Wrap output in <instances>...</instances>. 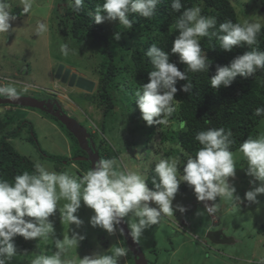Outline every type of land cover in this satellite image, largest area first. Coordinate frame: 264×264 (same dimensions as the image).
Returning a JSON list of instances; mask_svg holds the SVG:
<instances>
[{
	"label": "rangeland",
	"instance_id": "obj_1",
	"mask_svg": "<svg viewBox=\"0 0 264 264\" xmlns=\"http://www.w3.org/2000/svg\"><path fill=\"white\" fill-rule=\"evenodd\" d=\"M236 13L237 21L244 20L264 24V8L258 0H228ZM10 5L9 12L19 9L15 19L10 21L11 28L7 33H0V84L11 83L17 87L20 96H28L38 100L49 99L58 102L63 115H67L73 121L82 126L89 139L94 140V150L102 151L100 159H115L120 170L135 171L146 178L148 173L155 168L161 159L173 158L178 165L187 161L184 153H176L166 157L164 153L171 149L170 143L160 145L161 136L157 134L160 128L164 131L175 130L178 122H170L167 126L161 125L156 129V134L147 142L146 130L148 125L141 118V113L129 91L123 90V85L114 96V108L108 117H103L102 106L95 97L99 85L100 56L98 48L88 40L85 43H77L64 35L66 27H58L57 20L53 16L54 0H34L32 9L25 13L20 0H6ZM38 23L46 26L43 33H38ZM106 31L111 34L118 29H123L118 40L134 44L124 31L125 27L118 23L105 19L102 23ZM125 32V33H124ZM67 44L69 54L64 56L60 52V45ZM69 71V76L75 74L82 81L94 83L91 91L70 88L67 83L62 84L55 78L56 74ZM120 90V91H119ZM127 92V93H126ZM132 92V91H131ZM95 93V94H92ZM134 103V104H133ZM21 131L17 139L11 140L12 146L21 155L46 165L49 170L56 172H68L70 175L82 177L91 169V164L83 169L79 164L73 167L77 154L75 138L67 134L66 127L52 119L47 113L39 110L0 105V136L3 131L15 128L21 123ZM66 130V131H65ZM264 132V118L257 127L256 136ZM34 134V142L29 138ZM103 141L102 149H99ZM40 150L50 156L43 157ZM98 144V145H97ZM78 145V144H77ZM97 146V147H96ZM234 153L236 164L235 176L229 178V183L236 188L234 195L241 198V202L235 204L228 198H217L215 203L217 211L213 213L216 224L211 222L210 215L206 212L204 202L196 199L193 189L186 183L183 191L178 189L173 201L174 215L163 216L158 225L147 228L139 243L147 263L149 264H264V234L257 229L264 221V194L257 197V202H249L245 193L259 185V181L246 175L247 162L238 151ZM56 159H66L62 165ZM66 164V165H65ZM83 164V163H82ZM79 165V166H78ZM178 168V167H177ZM182 176L178 174L179 177ZM251 181V183H250ZM67 201L58 202L57 211L49 220L53 224L54 233L47 238L26 240L34 242L39 254L52 255L58 251L55 247V239L62 240L65 236L79 233L86 238L79 243L77 248H66L62 252V258L79 264V258L91 256L94 253L101 254L111 247L119 246L128 249L125 238L118 242L119 231L110 235L105 230L93 228L89 221L93 215L91 209L81 203V208L76 215L83 221L77 227L63 222L60 209ZM183 206L186 211L181 213L176 210V205ZM155 207V205H152ZM198 213H200L198 215ZM128 217L124 218L128 228ZM220 231L227 241H209L205 237L206 229ZM129 229V228H128ZM130 231V229H129ZM205 237V238H204ZM120 239V238H119ZM156 249L151 255L150 250ZM129 252H131L129 250ZM120 258L119 264H134L133 255L129 253ZM38 253L26 252L22 257L14 259L16 264H31Z\"/></svg>",
	"mask_w": 264,
	"mask_h": 264
},
{
	"label": "clouds",
	"instance_id": "obj_2",
	"mask_svg": "<svg viewBox=\"0 0 264 264\" xmlns=\"http://www.w3.org/2000/svg\"><path fill=\"white\" fill-rule=\"evenodd\" d=\"M20 2L27 13L32 9L34 0ZM160 2L161 0H104L102 5L95 8L94 22L101 24L105 19L118 20L120 25L131 29L130 14L152 18ZM69 3L74 11H79L84 6V0H69ZM9 7L6 0H0V33L9 32L10 21L15 19L10 14ZM181 8V0H171L173 11L180 12ZM216 25V18L203 16L199 6L185 9L176 19L174 27L178 35L173 40L170 53L178 55L179 62L186 65L188 71L208 72L211 63L201 48V38L215 37L221 50L232 52L235 47L256 45L257 37L264 28V24L247 19L243 23L225 21L219 25L218 30H215ZM45 30L46 26L38 23V33ZM114 38L119 40L120 33L117 32ZM60 52L67 56L68 45L61 44ZM145 55L154 70L148 73V82L141 85L135 93V103L141 118L148 126L176 123L171 121L180 103L175 99L178 92L176 84L178 81H187L179 91L189 94L193 86L188 82L186 72L180 71L175 63L170 62L168 52L154 44ZM260 69H264V52L253 48L236 56L228 65L217 66L215 75L209 79L211 88L218 90L230 87L237 77L248 78ZM0 97L16 101L19 97L17 87L11 83L0 84ZM255 115H264V107L256 108ZM186 123L179 121V128L184 129ZM231 137V130L223 127L198 132L194 139L200 147L194 157L187 159L183 175L178 179L175 159H161L154 168L153 189L148 187L145 178L138 172L120 170L115 159L98 160L82 177L49 170L46 165L37 161L32 172L24 171L15 176L13 181L0 178V264H11L17 255L14 242L16 237L37 240L54 233L49 217L57 211L61 200L67 201L59 211L62 221L77 227L83 224L76 215L82 202L93 212L90 225L93 228L99 227L110 235L119 231L123 236L124 229H118L117 226L128 217V235L134 243H139L147 228L160 224L163 216L174 215L173 201L181 181L193 189L200 202L228 198L235 204L240 203L241 198L234 195L236 188L229 183V178L235 176L237 169L234 153L230 151L233 143ZM239 152L247 162L246 175L259 181V185L247 191L244 197L255 203L257 197L264 194V132L249 136L240 144ZM73 167L76 165L73 164ZM205 208L210 214L217 211L215 203H205ZM176 210L181 213L186 211L179 204L176 205ZM85 238L74 233L62 240L55 239L58 251L52 255H36L31 264H72L62 258V252L66 248H77ZM128 251L124 247H111L110 253L109 250L104 252L108 254L98 252L79 258V264H119L120 258L126 257Z\"/></svg>",
	"mask_w": 264,
	"mask_h": 264
},
{
	"label": "trees",
	"instance_id": "obj_3",
	"mask_svg": "<svg viewBox=\"0 0 264 264\" xmlns=\"http://www.w3.org/2000/svg\"><path fill=\"white\" fill-rule=\"evenodd\" d=\"M258 1L264 8V0ZM103 2L104 0H84V6L79 11H74L69 0H54L52 12L55 20H57L58 27H66V30L63 31L64 35L69 36L70 39L77 43H85L90 40L93 46L98 48V55L100 56L98 69L99 85L97 93L92 94H95L102 106L103 117H108L112 113L114 108L112 91L121 88L120 86L123 85V90L129 91L132 95V100H136L135 93L140 89L141 85L148 82V73L154 70L145 53L155 44L158 48L170 54V62L175 63L180 71L186 72L188 82L193 86L191 94H189L179 91L187 81H178L176 84L178 92L175 99L180 103L177 105V112L171 119L178 122V128L169 131H164L160 128V131L157 132L161 136L159 139L160 145L166 143L171 145V149L167 150L164 156H174L180 152L184 153L187 159L194 157L200 147L199 143L194 139L195 135L210 128L218 129L223 127L226 130H231L233 143L230 146V151L232 152L238 151L240 144L256 133L258 125L264 118V115H255L256 108L264 107V69L257 70L248 78L237 77L230 87H221L218 90L211 88L209 79L215 75L217 66L228 65L236 56L242 55L246 51H251L255 48L264 52V28H262L257 37L256 45L235 47L232 52L221 50L219 41L215 37L211 39L208 37L201 38V48L205 52L211 66L208 72L193 73L187 70L186 65L179 62L178 55L170 53L173 40L178 35L174 27L176 19L185 9L199 6L203 16L216 18L217 25L215 30H218L219 25L225 21L230 20L233 23H239L234 8L228 0H181L182 8L180 12H175L171 9V0H161L152 18H143L138 14H130L129 19L132 20V28H125L124 31L135 39L134 44L125 41L120 43L114 38L117 32L121 36L123 29H118L109 34L102 23L96 24L94 22L95 8L98 5H102ZM19 12V9L13 10L11 15L14 17ZM110 21L119 24L118 20ZM52 119L56 121L54 117ZM181 120L187 122L184 129L179 128V121ZM21 125L22 122L17 124L15 128L3 131L0 136V178L8 181H13L15 176L22 174L24 171L32 172L34 170L35 163L15 150L10 142L19 137ZM157 128L158 126H148L146 143L154 137ZM67 134L72 137L70 133L67 132ZM29 140L32 142L36 141L34 134L31 135ZM92 144L93 146L95 145L94 140ZM99 144V149H102L104 142L101 141ZM36 145L43 157H50L40 150L38 144ZM75 148L76 152H79L76 157L84 155L79 149L77 142L75 143ZM101 155L102 151H99V156ZM65 160L56 159L55 161L62 165V161ZM77 162L80 163L71 161L69 164H79L82 169L87 165L89 166L85 161ZM182 165L177 166L178 174L181 175H183ZM154 176L155 172L152 169L145 178L150 189H153L152 179ZM184 188H186V184L181 183L179 190L183 191ZM257 231L264 234V221ZM121 237L119 234L117 238L120 244L122 241ZM14 242L17 255L12 259L11 264H16L17 262L15 261L18 257H22L29 251L39 255V249L35 248L34 242L29 244L23 237L19 236L15 238ZM156 252V249H151L149 253L154 255ZM15 258L16 260L14 261Z\"/></svg>",
	"mask_w": 264,
	"mask_h": 264
},
{
	"label": "water",
	"instance_id": "obj_4",
	"mask_svg": "<svg viewBox=\"0 0 264 264\" xmlns=\"http://www.w3.org/2000/svg\"><path fill=\"white\" fill-rule=\"evenodd\" d=\"M60 74L61 73L56 74L55 78L58 81H60V83L65 84V77L68 74L64 73L63 77H61ZM73 81H74V77H71L69 86H71ZM81 83H86V85H88V83L90 82H87L84 80L81 81L80 79H77V81L75 82V85L81 84ZM86 85L84 87H80V86L79 87L82 89L84 88L88 91H91L92 87H88ZM0 105H13V106H19V107H25V108H32V109L39 110L41 112L51 115L52 117L57 119L59 123H61L62 125L66 127L67 132L70 133L77 141L79 149L86 155V158L77 157L74 159V161L86 160L91 164V168H92L95 166L96 162L99 160L98 153L97 151L94 150V146L91 140L89 139V135L87 134L85 129L82 126H80L77 122L73 121L67 115L65 114L63 115L61 111V107L58 103L54 102L53 104L51 103L49 104V102H46V100H43V99L38 100L32 97L19 95L16 101H9L6 97H0ZM53 106L56 107L55 110H53ZM117 228L124 229L123 238H125L126 245L134 257L135 264H148L139 245L137 243H134L131 237L128 235L129 230L127 229L123 221L120 225L117 226ZM220 236H222L220 231H209L205 235V237L209 241H215V240L219 241L218 239H220L219 238ZM221 239L223 240L219 241L218 244H221L224 241L228 242V239H226L224 236H222Z\"/></svg>",
	"mask_w": 264,
	"mask_h": 264
},
{
	"label": "bare ground",
	"instance_id": "obj_5",
	"mask_svg": "<svg viewBox=\"0 0 264 264\" xmlns=\"http://www.w3.org/2000/svg\"><path fill=\"white\" fill-rule=\"evenodd\" d=\"M113 69H114V68H113ZM106 73H107V72H106ZM71 77H74V81H73V83L71 84V86H69V82H70ZM70 79H69V81L67 82V85H68L70 88H71V87H72V88H76V87H75V82L77 81V79H80V78H79V77H76L75 74H71V75H70ZM80 80L82 81V79H80ZM87 82H90L91 84L88 83V85H86V83H81V84H80V85H81L80 87H84L85 85L88 86V87H93V85H94L93 82H91V81H87ZM80 87H78V88H76V89H81L80 91H84V90H83L84 88L82 89V88H80ZM206 212H207V210H206ZM207 213H208V212H207ZM208 214L211 215V214H213V213H211V214L208 213ZM213 216H214V215H213ZM214 217H215V216H214ZM210 218H211V216H210ZM211 222L216 224V217H215V220H214V221L211 220ZM123 223L125 224V226H127L126 223L124 222V220H123ZM127 229H128V228H127ZM128 230H129V229H128Z\"/></svg>",
	"mask_w": 264,
	"mask_h": 264
},
{
	"label": "flooded vegetation",
	"instance_id": "obj_6",
	"mask_svg": "<svg viewBox=\"0 0 264 264\" xmlns=\"http://www.w3.org/2000/svg\"><path fill=\"white\" fill-rule=\"evenodd\" d=\"M65 73L68 74V75L65 77V83H67V82L69 81V79H70L69 71H68V72H65ZM63 75H64V73L61 72L60 76L63 77ZM45 100H46V102H49V104H50V103H51V104L54 103V101H51V100H49V99H45ZM57 103H58V102H57ZM58 104H59V103H58ZM55 109H56V107L53 106V110H55ZM77 157L86 158V155L84 154L83 156H77Z\"/></svg>",
	"mask_w": 264,
	"mask_h": 264
},
{
	"label": "built area",
	"instance_id": "obj_7",
	"mask_svg": "<svg viewBox=\"0 0 264 264\" xmlns=\"http://www.w3.org/2000/svg\"><path fill=\"white\" fill-rule=\"evenodd\" d=\"M210 216H211V220L214 221L215 217L213 216V214H211Z\"/></svg>",
	"mask_w": 264,
	"mask_h": 264
},
{
	"label": "crops",
	"instance_id": "obj_8",
	"mask_svg": "<svg viewBox=\"0 0 264 264\" xmlns=\"http://www.w3.org/2000/svg\"><path fill=\"white\" fill-rule=\"evenodd\" d=\"M205 203H206V202H204V205H205ZM208 204H209V203H208ZM209 205H210V204H209ZM206 230H207V231H212L210 228H209V229L207 228ZM213 231H214V230H213Z\"/></svg>",
	"mask_w": 264,
	"mask_h": 264
}]
</instances>
